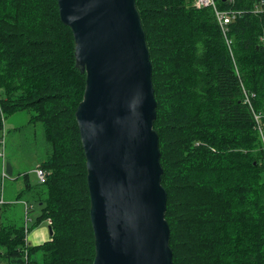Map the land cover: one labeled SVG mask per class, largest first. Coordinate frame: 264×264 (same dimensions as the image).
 <instances>
[{
  "label": "trees",
  "instance_id": "16d2710c",
  "mask_svg": "<svg viewBox=\"0 0 264 264\" xmlns=\"http://www.w3.org/2000/svg\"><path fill=\"white\" fill-rule=\"evenodd\" d=\"M193 1L137 0L153 65L173 262L264 264V139L255 119L264 125V13L256 12L264 0H216L221 10L244 11L230 25L234 57L213 10ZM86 77L58 0H0L1 109L6 119L29 112L43 128L48 179L35 191L41 213L33 229L51 221L54 233L32 245L31 229L6 223L0 206V264H94L76 119Z\"/></svg>",
  "mask_w": 264,
  "mask_h": 264
},
{
  "label": "water",
  "instance_id": "95a60500",
  "mask_svg": "<svg viewBox=\"0 0 264 264\" xmlns=\"http://www.w3.org/2000/svg\"><path fill=\"white\" fill-rule=\"evenodd\" d=\"M58 3L75 39L76 65L87 76L76 119L87 160L94 264H174L153 65L137 0Z\"/></svg>",
  "mask_w": 264,
  "mask_h": 264
},
{
  "label": "rangeland",
  "instance_id": "374dc122",
  "mask_svg": "<svg viewBox=\"0 0 264 264\" xmlns=\"http://www.w3.org/2000/svg\"><path fill=\"white\" fill-rule=\"evenodd\" d=\"M3 116L4 118L1 119V122L5 131H0V137L5 134L7 147L6 159H0V179L2 178L1 174L3 173L4 165L8 163L12 165L16 179L6 182L5 189L8 202L4 199V204L0 205H7L2 215L7 217L6 223L29 227L31 230L28 234V241L30 244L36 245L34 244L36 241L33 238L37 234L38 229H33V223H35L41 213V206L35 197V191L40 185L37 183L34 169L41 167V162L47 158L49 145H47L48 143L44 138L41 124L30 123L31 114L29 112H20L9 116L7 119L4 113ZM25 173L30 176L32 189H27L24 178ZM19 200H23L24 204H20ZM25 201L29 203V206ZM25 204L30 209L29 213L26 211L28 207ZM48 223L51 225V221ZM51 238L48 241H51Z\"/></svg>",
  "mask_w": 264,
  "mask_h": 264
},
{
  "label": "built area",
  "instance_id": "2783aa9c",
  "mask_svg": "<svg viewBox=\"0 0 264 264\" xmlns=\"http://www.w3.org/2000/svg\"><path fill=\"white\" fill-rule=\"evenodd\" d=\"M233 2H234V0H230V3H233ZM261 4L264 5V1H261ZM194 7L197 9L210 8L213 10L216 21H217V23H218V25L222 31V34L224 36V39H225L226 44L228 46V49H229L232 57H234L233 51H232L233 41L230 37V25H232L233 22H235L239 17H241L244 14V11L231 10V9L221 10V9H219V6H218L216 0H194ZM256 12L264 13V7L257 6ZM260 42L262 45H264V36H262V38H260ZM237 72H238V70H237ZM247 103L250 104V101L247 100ZM0 118L1 119L4 118L3 113H2V109H1V98H0ZM255 119H256L257 124H258V130L264 139V129H263L264 125L262 124L261 116L256 115ZM2 130H3V128H2ZM6 147H7L6 136H5V134H3L0 137V159H2V158L4 160L6 159ZM45 172L46 171H44L40 167H38L34 170V174L37 178V183L39 185H44L47 182L48 174ZM1 175H2V178L0 179V205L4 204V202H5L4 197H3V193H4L3 188H5V184L8 180L13 179L11 176H9L7 174L6 165H4L3 173ZM29 179H30V176H29ZM25 206L28 207L27 204H25Z\"/></svg>",
  "mask_w": 264,
  "mask_h": 264
},
{
  "label": "crops",
  "instance_id": "0c3cea01",
  "mask_svg": "<svg viewBox=\"0 0 264 264\" xmlns=\"http://www.w3.org/2000/svg\"><path fill=\"white\" fill-rule=\"evenodd\" d=\"M2 131H5V128ZM10 166H11L10 171L12 172L11 173V176L13 178L12 181H14L16 179V176L14 175V170H13V167H12L11 164H10ZM5 188H6V184H5ZM5 188H3L4 189L3 197H4L5 201L8 202V200L6 198V189ZM18 202L20 204H22V205L24 204L23 203L24 202L23 200H19ZM4 207H7V205L4 206ZM24 209H25V207H24ZM48 227H49V223L48 224L46 223L45 225H41L39 228H37L38 229V232H37V234H35V236L33 238L34 241H36V243H34V244L40 245V244H43V243L47 242L48 240H50L51 236H50V231H49Z\"/></svg>",
  "mask_w": 264,
  "mask_h": 264
}]
</instances>
